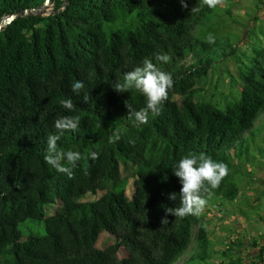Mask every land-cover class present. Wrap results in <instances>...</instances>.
Instances as JSON below:
<instances>
[{
  "label": "trees",
  "instance_id": "1",
  "mask_svg": "<svg viewBox=\"0 0 264 264\" xmlns=\"http://www.w3.org/2000/svg\"><path fill=\"white\" fill-rule=\"evenodd\" d=\"M45 1L0 0V20L28 12L0 30V264H175L185 254L181 264L211 260L205 215L168 214L165 225L161 219L167 208L180 206L174 170L189 152L229 169L211 198L205 194L203 211L223 213L228 205L246 218V208L236 204L240 184L264 170V48L256 37L264 30L249 26V19L245 25L231 19L244 26V39L258 40L238 53L214 18L220 3L210 8L203 0H185L182 8L180 0H47L51 10L35 12ZM209 33L214 44L207 43ZM161 54L171 59L157 61ZM145 58L170 73L174 84L162 114L138 125L125 102L138 111L146 98L112 86ZM227 58L238 83L231 80L228 97L215 86L208 94L207 75ZM76 80L85 85L80 95L71 91ZM86 91L89 103L81 99ZM66 98L74 111L60 105ZM65 115L81 121L79 131H65L57 142L81 154L72 179L44 160L48 136L59 135L54 121ZM115 132L120 139L110 143ZM92 152L98 159H90ZM257 221L264 226L263 218ZM27 223L43 234L23 237ZM102 232L112 243L97 249ZM233 245L239 243L217 252L226 264L243 261L232 256Z\"/></svg>",
  "mask_w": 264,
  "mask_h": 264
},
{
  "label": "clouds",
  "instance_id": "2",
  "mask_svg": "<svg viewBox=\"0 0 264 264\" xmlns=\"http://www.w3.org/2000/svg\"><path fill=\"white\" fill-rule=\"evenodd\" d=\"M222 0H203L208 7H215ZM182 8H187L185 0H180ZM195 9H191L193 11ZM207 43L214 44L215 37L209 33ZM171 57L168 54L156 56L157 61L168 62ZM174 81L170 73L162 71L150 59L145 58L142 66H137L133 70L128 71L123 76V82L115 81L113 89L117 93H125L131 89L137 90L146 98L145 107L138 111L133 109L131 104L125 102V107L129 118L135 119L138 125H146L151 117L162 114L163 105L168 99V92L173 87ZM85 85L82 81L76 80L71 85V91L80 95ZM85 103L92 101L90 93L84 92L81 98ZM60 105L68 111H74L76 105L71 98L60 101ZM79 116H61L54 121V127L58 130L59 135H49L47 138V149L44 160L58 172L64 173L69 179L74 176L73 169L77 166V162L81 159V154L76 151H63L58 147V140L65 131L77 132L80 129ZM120 139L118 132L113 133L109 142L115 143ZM90 159H98V153L89 154ZM62 161H66L65 166ZM229 173L228 165L222 161H215L211 156L201 152H189L183 156L175 166L174 175L179 178L181 188L179 191V207L167 208L166 215L161 219V224H168L167 215L184 218L187 216L198 217L208 204V199L213 195V190L218 188L221 181ZM170 200H177V194L171 193Z\"/></svg>",
  "mask_w": 264,
  "mask_h": 264
},
{
  "label": "rangeland",
  "instance_id": "3",
  "mask_svg": "<svg viewBox=\"0 0 264 264\" xmlns=\"http://www.w3.org/2000/svg\"><path fill=\"white\" fill-rule=\"evenodd\" d=\"M42 5H44L43 10L39 13L45 15L51 10V5L49 3ZM220 8L217 12L218 16H214V18L221 19L224 24L223 29L227 31L226 33L230 34L231 41L236 44L238 53L248 52L252 46L258 45V40L259 44L264 48V37H261L259 33H256L258 40L255 36L244 39L242 37L244 26L235 27L231 23L232 20H236L243 22L245 25L246 20L249 19V23L247 22L249 26H255L256 24L263 31L264 0H224L220 3ZM222 8L229 10L232 17L225 15ZM253 18H255L254 21ZM231 80L238 83L235 65L232 59L227 58L221 63H218L216 69L211 70L207 75L205 84L206 92L209 94V90L215 86L218 93L228 97ZM215 97V99H218L219 95L216 94ZM262 138L260 148L264 152V135ZM261 162L264 164V155ZM240 185L239 200L236 204L239 207L243 206V208H246V218L242 217L235 207L228 205L223 208V213H220L215 208L209 212L203 211L201 213V215H205L208 238L211 241V249L214 254L211 260L201 264H226V259L220 257L217 252L224 249L229 242L239 243V245L232 246V250L235 252L232 256H239L243 260L240 264H264V251L261 254L258 253V249L264 247V226L257 221L258 217L264 219V170H258L254 173L248 185L245 181H242ZM125 193L130 198V188L127 187ZM90 198L93 199L90 194L84 196L85 200H89ZM251 206H254L253 209ZM46 212L49 214L53 213L50 209H47ZM31 224L27 223L24 228H21L23 237H26L30 233L43 234L42 227H33L34 225ZM110 243H112V239L105 232H102L96 240L95 247L97 249H103ZM187 256L188 254L183 255L175 264H181ZM189 264L200 263L193 262Z\"/></svg>",
  "mask_w": 264,
  "mask_h": 264
},
{
  "label": "water",
  "instance_id": "4",
  "mask_svg": "<svg viewBox=\"0 0 264 264\" xmlns=\"http://www.w3.org/2000/svg\"><path fill=\"white\" fill-rule=\"evenodd\" d=\"M45 3H48L47 0L45 1ZM43 7H44V5H41L38 9L35 10V12H38V13L41 12L43 10ZM31 12H34V10ZM26 13H28V12L27 11H19L17 13L11 14L5 18H2L0 20V30H1V28L6 26L7 24H9L12 20H14V19L22 16L23 14H26Z\"/></svg>",
  "mask_w": 264,
  "mask_h": 264
}]
</instances>
